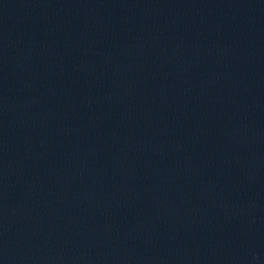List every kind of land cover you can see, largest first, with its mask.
Here are the masks:
<instances>
[{"label":"water","instance_id":"obj_1","mask_svg":"<svg viewBox=\"0 0 264 264\" xmlns=\"http://www.w3.org/2000/svg\"><path fill=\"white\" fill-rule=\"evenodd\" d=\"M0 264H264V0H0Z\"/></svg>","mask_w":264,"mask_h":264}]
</instances>
